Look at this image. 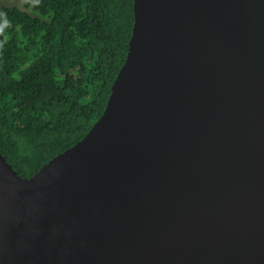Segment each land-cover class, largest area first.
<instances>
[{
    "label": "water",
    "instance_id": "1",
    "mask_svg": "<svg viewBox=\"0 0 264 264\" xmlns=\"http://www.w3.org/2000/svg\"><path fill=\"white\" fill-rule=\"evenodd\" d=\"M86 135L21 178L0 264H264V0H133Z\"/></svg>",
    "mask_w": 264,
    "mask_h": 264
},
{
    "label": "trees",
    "instance_id": "2",
    "mask_svg": "<svg viewBox=\"0 0 264 264\" xmlns=\"http://www.w3.org/2000/svg\"><path fill=\"white\" fill-rule=\"evenodd\" d=\"M133 0L0 7V154L21 178L80 141L122 66Z\"/></svg>",
    "mask_w": 264,
    "mask_h": 264
},
{
    "label": "rangeland",
    "instance_id": "3",
    "mask_svg": "<svg viewBox=\"0 0 264 264\" xmlns=\"http://www.w3.org/2000/svg\"><path fill=\"white\" fill-rule=\"evenodd\" d=\"M28 0H0L1 6H14L20 9H23L24 3Z\"/></svg>",
    "mask_w": 264,
    "mask_h": 264
}]
</instances>
